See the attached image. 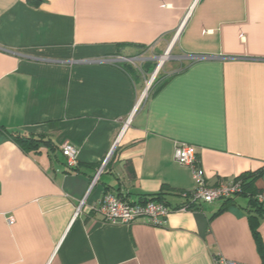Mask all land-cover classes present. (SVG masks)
Listing matches in <instances>:
<instances>
[{
    "label": "crops",
    "instance_id": "0c3cea01",
    "mask_svg": "<svg viewBox=\"0 0 264 264\" xmlns=\"http://www.w3.org/2000/svg\"><path fill=\"white\" fill-rule=\"evenodd\" d=\"M169 49L141 104L146 76L121 59ZM0 127L45 140L0 131V264H264V0H0ZM175 142L212 187L250 174L245 193L180 209L193 180ZM105 193L160 194L171 211L107 223Z\"/></svg>",
    "mask_w": 264,
    "mask_h": 264
},
{
    "label": "built area",
    "instance_id": "2783aa9c",
    "mask_svg": "<svg viewBox=\"0 0 264 264\" xmlns=\"http://www.w3.org/2000/svg\"><path fill=\"white\" fill-rule=\"evenodd\" d=\"M164 55H166V53ZM119 60V57L110 59V61L113 62ZM59 148L64 156L67 167L74 168L77 164L76 147H74L71 142L64 141ZM113 149L114 148H111L108 152L105 161L108 159L107 157L110 156ZM173 158L177 163L185 165L191 169V179L193 180L192 187L183 194L186 202L180 206V209H189V205L192 203L202 204L225 200L243 192L242 188L244 181L241 177L220 181L213 187L208 185L205 178H203V171L198 164L196 147L192 144L187 142H175ZM96 179L97 174L92 178L90 187L94 184ZM254 198L255 201L264 208V185L255 193ZM144 199V201L140 202H131L116 194L105 193L100 198L95 209L101 216V220L107 223L130 225L141 219L147 224L162 226L165 223L166 216L170 213L171 208L161 201L151 199L149 196ZM83 202L84 200H81L77 204L74 216L80 211ZM8 221L12 222V219L9 218ZM213 261V264H242L239 261L228 259L221 254H216L213 257Z\"/></svg>",
    "mask_w": 264,
    "mask_h": 264
},
{
    "label": "rangeland",
    "instance_id": "374dc122",
    "mask_svg": "<svg viewBox=\"0 0 264 264\" xmlns=\"http://www.w3.org/2000/svg\"><path fill=\"white\" fill-rule=\"evenodd\" d=\"M167 50L165 51H160V50H147V51H143V50H136V53L134 54V56L132 54H128V57L124 58V60L121 59L120 62H125V63H129L132 67H133V72L136 73L138 72V74L142 75L141 73H144L145 77V81L144 83V89L146 87V85L148 84V81H150V79L152 78V73L154 71V69H156L157 67H159V69L157 70V73L155 74V76L152 78V80L150 81V87L149 90L147 91V93H145L143 96L140 97V103L143 104L144 99L147 97L148 94H150L151 89L153 88V85L156 81V79L158 77H160L159 79L165 78L166 77V73H163V69L164 68V64L166 62H171V60L173 61L174 59H171L174 51H172V49H169L167 57L164 58V60L162 61V63H160V60ZM135 57V59H129L130 56ZM137 67V68H136ZM135 70V71H134ZM140 104V105H141Z\"/></svg>",
    "mask_w": 264,
    "mask_h": 264
},
{
    "label": "trees",
    "instance_id": "16d2710c",
    "mask_svg": "<svg viewBox=\"0 0 264 264\" xmlns=\"http://www.w3.org/2000/svg\"><path fill=\"white\" fill-rule=\"evenodd\" d=\"M119 66L121 67V69L123 68L128 73H131V74L133 73V67L129 63L121 62V63H119ZM159 78L160 77H158L156 79V81L153 82L154 85H153V88L151 89L150 94L151 93H154L155 91H157L158 89H160L165 84V81L168 80V77H165V78H162V79H159ZM0 131L4 132L7 135L8 138L12 139L22 149L37 148V146L39 145L40 142L45 141L41 136L40 137H34V136H30V135H27L26 136L24 133H20V132H17V131H12V130H7V129L2 128V127H0ZM262 170H264V168ZM249 175L247 173H244V174H241L240 176H238V177H241L243 179V181H244V185H243V188H242L243 189V192L241 194H244L245 193V189L244 188H246V186H247L246 185V183H247L246 180L248 179ZM255 193H254V195H255ZM149 197L151 199H153V200L161 201L164 204L167 203L165 200L162 199V197L160 196V194H152ZM228 199H231V198H228ZM144 200L145 199L143 198L140 201H144ZM253 201H255V198H254ZM199 206H201V204L192 203V204L189 205V209L190 208H194V207L197 208ZM259 206H260V208H263L261 205H259Z\"/></svg>",
    "mask_w": 264,
    "mask_h": 264
},
{
    "label": "water",
    "instance_id": "95a60500",
    "mask_svg": "<svg viewBox=\"0 0 264 264\" xmlns=\"http://www.w3.org/2000/svg\"><path fill=\"white\" fill-rule=\"evenodd\" d=\"M159 69V67H157L156 69H154L153 73H152V78L155 76V74L157 73V70ZM152 78L150 79V81L152 80ZM150 81H148V84L146 85L144 91H143V94H141L142 96L147 93V91L149 90V87H150Z\"/></svg>",
    "mask_w": 264,
    "mask_h": 264
},
{
    "label": "bare ground",
    "instance_id": "6f19581e",
    "mask_svg": "<svg viewBox=\"0 0 264 264\" xmlns=\"http://www.w3.org/2000/svg\"><path fill=\"white\" fill-rule=\"evenodd\" d=\"M180 28V27H179ZM179 31V30H178ZM167 54H168V51L166 52V55H164V56H162V57H160L161 58V60H160V63H162V61L164 60V58H166L167 57Z\"/></svg>",
    "mask_w": 264,
    "mask_h": 264
}]
</instances>
